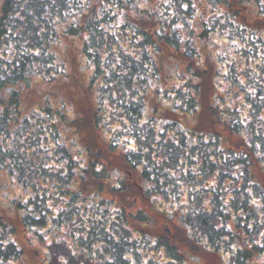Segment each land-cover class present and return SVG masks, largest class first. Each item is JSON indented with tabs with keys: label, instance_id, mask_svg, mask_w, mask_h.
Returning <instances> with one entry per match:
<instances>
[{
	"label": "rangeland",
	"instance_id": "374dc122",
	"mask_svg": "<svg viewBox=\"0 0 264 264\" xmlns=\"http://www.w3.org/2000/svg\"><path fill=\"white\" fill-rule=\"evenodd\" d=\"M64 2L15 46L0 264H264V0Z\"/></svg>",
	"mask_w": 264,
	"mask_h": 264
},
{
	"label": "trees",
	"instance_id": "16d2710c",
	"mask_svg": "<svg viewBox=\"0 0 264 264\" xmlns=\"http://www.w3.org/2000/svg\"><path fill=\"white\" fill-rule=\"evenodd\" d=\"M53 1H55L58 6H63L65 3V0H2L0 3V58H3V56L4 59L8 58L4 53L11 56V58H8L10 61L8 63L4 62L0 67V108L2 109L0 117L2 118L3 116L13 117L8 114V105L13 103L12 105L16 108L21 105L22 102L20 101V97H22V88L26 83L29 85L31 82V76H28L26 71V60L17 57L15 46H17L18 41L22 39H25L28 43H32L37 39L36 27L32 17L48 9ZM81 12H83V14H80L83 23H74L69 28V33L75 36L77 33L82 34L92 29V27H90L91 24L87 21L89 17L85 13L83 7ZM34 35L35 37H33ZM46 53L47 55H53L49 47H47ZM3 61V59H0V62ZM17 114H20L19 107L16 111V115ZM6 120L7 119L3 118L1 121L2 126L7 127V125H9V122H6ZM76 121L77 119L74 120V122ZM88 151L93 156L94 161L90 162L89 167L83 168V171L93 168V166L97 164V159L102 155L99 153L97 147L89 148ZM98 171L99 169H95L93 172L97 173ZM113 187L117 188L116 186ZM122 209L125 210L123 206L121 207V210ZM154 231H157V228H155Z\"/></svg>",
	"mask_w": 264,
	"mask_h": 264
}]
</instances>
